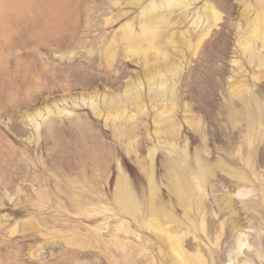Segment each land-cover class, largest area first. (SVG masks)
<instances>
[{
  "label": "rangeland",
  "instance_id": "obj_1",
  "mask_svg": "<svg viewBox=\"0 0 264 264\" xmlns=\"http://www.w3.org/2000/svg\"><path fill=\"white\" fill-rule=\"evenodd\" d=\"M169 3L0 0V264H264V0Z\"/></svg>",
  "mask_w": 264,
  "mask_h": 264
},
{
  "label": "bare ground",
  "instance_id": "obj_2",
  "mask_svg": "<svg viewBox=\"0 0 264 264\" xmlns=\"http://www.w3.org/2000/svg\"><path fill=\"white\" fill-rule=\"evenodd\" d=\"M164 1H166L167 3H169V2L172 3L174 0H164ZM170 3H169V4H170ZM165 4H166V3H165ZM168 6H169V5H168Z\"/></svg>",
  "mask_w": 264,
  "mask_h": 264
}]
</instances>
